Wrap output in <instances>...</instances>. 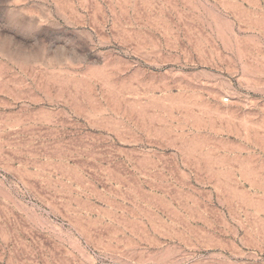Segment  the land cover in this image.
I'll list each match as a JSON object with an SVG mask.
<instances>
[{"label":"rangeland","instance_id":"1","mask_svg":"<svg viewBox=\"0 0 264 264\" xmlns=\"http://www.w3.org/2000/svg\"><path fill=\"white\" fill-rule=\"evenodd\" d=\"M0 264H264V0H0Z\"/></svg>","mask_w":264,"mask_h":264}]
</instances>
